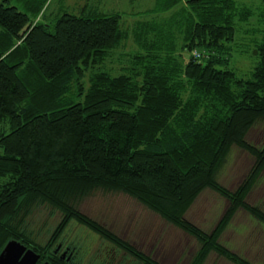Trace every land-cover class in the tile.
I'll return each instance as SVG.
<instances>
[{"label":"trees","instance_id":"trees-1","mask_svg":"<svg viewBox=\"0 0 264 264\" xmlns=\"http://www.w3.org/2000/svg\"><path fill=\"white\" fill-rule=\"evenodd\" d=\"M16 1L0 4V253L11 240L35 245L23 222L47 204L61 214L49 241L75 220L143 264H157L76 209L101 189L128 195L193 237L200 248L189 264H204L211 253L251 264L219 241L239 210L264 224V211L246 202L264 171V145L246 141L264 119V44L248 79L225 69L234 21L249 11L234 0H160L144 15L177 10L158 26L143 21L128 31L119 14L93 3L49 23L47 0ZM129 36L142 49L132 68L105 70ZM233 147L254 164L229 191L216 176ZM206 189L229 203L209 234L184 218Z\"/></svg>","mask_w":264,"mask_h":264},{"label":"rangeland","instance_id":"rangeland-1","mask_svg":"<svg viewBox=\"0 0 264 264\" xmlns=\"http://www.w3.org/2000/svg\"><path fill=\"white\" fill-rule=\"evenodd\" d=\"M159 1L160 0H47L46 16L47 22L49 23H53L55 18L65 13L80 16L84 8L85 12H89L91 4L93 3V10H98V12L108 15L119 14L121 16L120 28L129 31V29L131 30L134 24L138 22H149L151 23L150 26L154 24V27L158 26L161 21L167 20L172 11L163 15H154L152 13V15H144L145 12L152 11L154 7H156V2ZM234 1L238 6L246 8L249 14L247 18L235 19L234 21L235 40L229 46L228 55L226 56L228 64L225 69L235 73L238 78L248 79L253 69L258 64L259 59L257 57L256 47L264 44V4L261 0ZM2 2L3 0H0V4ZM35 2H38V0ZM185 2L186 0H182L181 4L184 5ZM5 4L17 6L18 3L16 0H9V3ZM181 7V5L177 6V8ZM176 10L177 9H174L173 12ZM35 20L36 19L30 15V22H35ZM179 43V39L176 38L175 44L177 50ZM140 50L142 49H140V47L134 43L132 37L129 36V39L124 41L120 47L108 57V61H105L104 69L113 74H120L123 72V69H131L132 65L130 58L134 56L137 51L140 52ZM90 72H92V70H89L88 73ZM87 83L86 77L85 84L87 85ZM246 141L256 147L264 145V119L258 120L255 123L249 134H247ZM253 164L254 159L249 156V154L233 147L226 157L224 166L218 171L216 180L225 189L234 191L250 172ZM206 193L207 192H204V194L202 193L203 195H200L199 201L195 206V208L200 210V221L197 222L194 220L197 222V225L199 224L198 227L189 220L190 218L193 220V216H191L193 212L189 215L184 214V218L203 232L209 234L214 230L216 224L220 221L219 219L222 218L229 203L225 198L216 196L220 199L218 203L215 201L216 199L214 197H210V195L207 196ZM224 199L227 202V207H224L225 209L222 205V201H225ZM117 202L118 201L113 200L111 196L106 195L103 190L97 189L92 191L87 197L77 201L75 206L79 212L97 223H100V225L102 224L108 229H111L120 239L122 238L123 241H128L131 246H136L145 254L151 253L152 256H157L160 260L156 261L157 264H176L175 261L177 264H189L191 262L200 248L198 242L193 237L180 232L181 230L179 231V229L175 227H173V230L177 232L175 233L172 231V233H170L169 228L164 229L159 221L158 223L155 222L156 233L154 232V234L150 236V232H146V228L148 227L144 228L148 221L145 219V215L141 214L143 213L142 211H138L136 215L138 216L141 214L139 226L141 228L137 227L139 228L137 229L135 227V231L129 229L126 223L125 226H123V222L125 220H131L130 218L133 213L136 214L137 208L131 205L127 206V203L120 200L122 204L119 202L121 205H119L117 210L114 205L117 204ZM246 202L252 206L257 205L264 211L263 174L259 179V183H256L249 196L246 197ZM109 205H111L110 208H108ZM133 217L135 216H132V218ZM60 220L61 214L57 210L47 204H38L32 209L28 217L25 218L23 228L25 232L32 237L35 243L44 245ZM149 222L152 223V221ZM161 223L165 225V222ZM166 226L167 225H165V227ZM68 231L81 233L80 235L84 237L86 233L98 240L97 243L101 241L98 235L80 225L75 220H72L68 224L65 233ZM147 233L148 235H145ZM240 235H242V239ZM91 236L88 240L92 239ZM149 239L151 241H148ZM154 240L158 242L161 241V243L157 242V244H155ZM219 241L225 248L246 258L251 264H264V224L258 222L244 211L239 212L237 216L236 214L233 216ZM163 243L165 248L163 247ZM165 258L166 262L163 261ZM204 264L232 263L223 258H218L215 254L211 253Z\"/></svg>","mask_w":264,"mask_h":264},{"label":"flooded vegetation","instance_id":"flooded-vegetation-1","mask_svg":"<svg viewBox=\"0 0 264 264\" xmlns=\"http://www.w3.org/2000/svg\"><path fill=\"white\" fill-rule=\"evenodd\" d=\"M80 234L64 230L44 245L24 246L37 256L34 264H143L103 239L97 243L93 236Z\"/></svg>","mask_w":264,"mask_h":264},{"label":"crops","instance_id":"crops-1","mask_svg":"<svg viewBox=\"0 0 264 264\" xmlns=\"http://www.w3.org/2000/svg\"><path fill=\"white\" fill-rule=\"evenodd\" d=\"M263 175H264V171H263V173H262ZM258 183H259V181H258ZM252 191V190H251ZM105 192V191H104ZM204 192H207L206 193V195L208 196V195H210V197H214L216 200L215 201H217L218 203L220 202V199H219V197H216V196H219L218 194L216 195V193L215 192H213V191H211V190H209V189H206V190H204L202 193L204 194ZM106 193V195H109V196H111L112 197V199L113 200H116V201H118L117 202V204H114L115 205V207H116V209L118 210V208H119V205H121L122 204V202H120V200L122 201L123 200V202L124 203H127V206H129V205H131L132 207H134V208H137L136 209V214L135 213H133L132 214V216H135L136 217V219H135V217H133L132 218V216H131V220H129V221H127V220H125L123 223V226H125V223H126V226L128 225V228L129 229H133L134 231L136 230V228L137 227H139L140 226V222H141V214H143V215H145V219L148 221V223H146V225L144 226V228H146V227H148V228H146V232L148 231V233L150 232V236H152V234H154V232L156 233V223H158V221L160 222V224H161V226H163V228L164 229H168L169 228V231H170V233H172V231H174L175 233L177 232L176 230H173V227H175V226H173L172 224H170V223H168V222H166V221H164L159 215H157L156 213H154V212H152V211H150L149 209H147L146 207H144L143 205H141L140 203H138L136 200H134L133 198H131V197H129L128 195H126V194H124V193H121V192H108V191H106L105 192ZM200 194V195H203V194ZM250 194V193H249ZM249 194H248V196H249ZM200 195L195 199V201L193 202V204L189 207V209L187 210V212L185 213V215H189L191 212H193L192 214L193 215H191V216H193V220L190 218L189 220H191V223L193 222V224H195L197 227H198V225H197V222L198 221H200V210L198 209V208H195V206H196V204H197V202L199 201V198H200ZM221 197V196H220ZM222 198V197H221ZM225 200V199H224ZM121 204H120V203ZM223 203H222V205H223V208L225 207H227V202H226V200L225 201H222ZM110 206L111 205H109L108 206V208H110ZM257 206V205H256ZM224 208V209H225ZM193 209H195V210H193ZM224 209H223V211H224ZM227 209V208H226ZM135 211V210H134ZM140 212V211H142L143 213H141L140 215H138V216H136L138 213L137 212ZM239 212H241V211H238L237 213H236V216L239 214ZM223 213V212H222ZM186 219V218H185ZM137 220V221H136ZM197 221V222H195V221ZM220 220V219H219ZM218 220V221H219ZM149 221H152V223L151 222H149ZM188 221V220H187ZM96 222V221H95ZM156 222V223H155ZM161 222H165V225H167L166 227H165V225H163ZM188 222H190V221H188ZM98 224H100V223H98ZM154 224V225H153ZM217 225V224H216ZM101 226H103L104 228H106L108 231H110V232H112L113 234H115L111 229H108L106 226H104V225H102L101 224ZM136 227V228H135ZM139 228H141V227H139ZM139 228H137V229H139ZM176 228V227H175ZM178 229V228H177ZM180 231V230H179ZM180 232H182V231H180ZM148 233L147 234H145V235H148ZM116 235V234H115ZM117 236V235H116ZM118 237V236H117ZM119 238V237H118ZM240 238L242 239L243 237H242V235H240ZM121 240H123L122 238H121ZM125 242H127V243H129L128 241H126V240H124ZM148 241H151L150 239L148 240ZM157 240H154V243L155 244H157ZM158 243H161V241H159ZM169 243H170V241H169ZM130 244V243H129ZM133 246V245H132ZM135 249H137L138 251H140V252H142L141 251V249H139V248H137L136 246H133ZM163 247H164V243H163ZM165 248V247H164ZM151 249H153V248H151ZM228 249V248H227ZM156 250V249H155ZM229 250V249H228ZM230 251H232V250H230ZM233 252V251H232ZM144 255H147V256H149L150 258H152L155 262L156 261H160L159 260V258L157 257V256H152V254L151 253H149V254H145L144 252H142ZM180 257H181V255H180ZM241 257V256H240ZM243 258V257H242ZM244 259H246V258H244ZM247 260V259H246ZM163 261L164 262H166V258L165 259H163ZM175 263L177 264V262L175 261Z\"/></svg>","mask_w":264,"mask_h":264},{"label":"water","instance_id":"water-1","mask_svg":"<svg viewBox=\"0 0 264 264\" xmlns=\"http://www.w3.org/2000/svg\"><path fill=\"white\" fill-rule=\"evenodd\" d=\"M37 256L16 240L9 241L0 253V264H34Z\"/></svg>","mask_w":264,"mask_h":264},{"label":"built area","instance_id":"built-area-1","mask_svg":"<svg viewBox=\"0 0 264 264\" xmlns=\"http://www.w3.org/2000/svg\"><path fill=\"white\" fill-rule=\"evenodd\" d=\"M191 55L197 60H201V58L203 57V55L201 53H198L197 51H193Z\"/></svg>","mask_w":264,"mask_h":264}]
</instances>
